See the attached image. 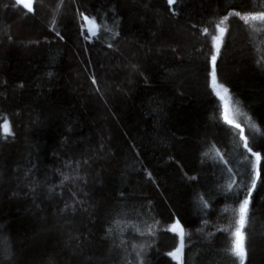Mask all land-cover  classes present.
<instances>
[{"label":"trees","instance_id":"16d2710c","mask_svg":"<svg viewBox=\"0 0 264 264\" xmlns=\"http://www.w3.org/2000/svg\"><path fill=\"white\" fill-rule=\"evenodd\" d=\"M32 3L27 13L15 0H0V123L6 118L13 133L4 137L0 128V264H124V252L104 234L106 220L118 212L155 225L154 237H136L151 242L146 264H177L166 255L179 242L166 230L172 218L185 230L180 264H240L229 251L236 186L227 199L224 193L231 175L250 179L252 158L208 87L212 44L200 30L213 32L229 11H264V0H179L176 16L166 0ZM77 9L111 31L85 39L88 25L81 35ZM54 14L63 39L49 31ZM225 24L217 80L229 89L244 118L236 123L258 151L264 148V32L234 16ZM77 160L88 183L61 185L57 170L72 177ZM65 203L75 211H61ZM243 231L244 264H264L262 180Z\"/></svg>","mask_w":264,"mask_h":264},{"label":"snow or ice","instance_id":"6c2138e0","mask_svg":"<svg viewBox=\"0 0 264 264\" xmlns=\"http://www.w3.org/2000/svg\"><path fill=\"white\" fill-rule=\"evenodd\" d=\"M23 5V8L27 10V13H33V3L32 0H15L14 6ZM167 10L171 12L172 16H176L177 12L173 10V5L179 7V0H166ZM5 7H9V5H5ZM60 5H57V11L59 10ZM229 16L237 17L240 21L243 22L244 25L248 26L252 32H264V11H229L227 15L222 16L217 21L213 22L209 21L210 24H213L214 31L210 32L207 27H204L200 30L201 35H207L211 38L212 44V54L210 57V65L211 68L207 72V77L209 79L208 87L211 88L212 93L216 95V97L222 102L223 107V121L225 124L231 125L232 128L238 130V134L240 137V141L242 142V146L244 151L251 156V174L250 179L245 180L244 175L237 172L235 175L230 176V182L227 184L225 190V198H228V194L232 191L233 186H236L235 191V200L233 203L236 207L233 209L234 211V220H235V227L228 229L232 236V243L229 249L230 253L236 257L240 264H244L245 257L247 255L245 241L246 235L243 231L245 229L246 221L249 217L250 212V204L251 198L253 196V190L257 188V181L262 180L264 181V177H262L261 173L264 171V168L261 167V152H264V148H261L258 151H254L253 147L250 146L248 139L244 135V130L240 126V124L236 123L235 119L229 116V107L226 101L229 99V89L225 87L223 84L218 83L217 80V68H216V60H217V53L220 49V44L222 43L225 33L228 31V27L226 26L225 22L228 21ZM75 19L80 22L81 25V35H84L83 32V23L87 22V33L88 35L85 36V39H89L90 37H97L98 32L103 30L104 32H110L106 25H98L96 21L90 18L88 15H85L83 11H79L75 14ZM193 28L196 27L195 24L192 25ZM49 31L53 32L57 37L63 39L60 32L57 30V16L56 14L53 15ZM9 40L11 37L9 36ZM109 48L112 47L111 44L108 45ZM135 65H132V68L135 70ZM264 68V65H261ZM51 75V73H49ZM92 83L95 84L96 80L93 77ZM233 116L240 115L239 109H232ZM0 128H2L4 137H8L13 135L8 120L5 118L2 123H0ZM207 155V153H205ZM247 158V157H246ZM220 161L223 162V157L220 158ZM73 161L69 159L65 162L64 167H68ZM84 165H88V160H83ZM76 168L74 171L77 172L76 175L70 177L67 173L60 172L59 169L58 174L62 177L60 180V184L63 185L65 181L72 179L73 181H80L82 185H86L87 181V174L85 176H80L78 174V170L81 167V161H75ZM223 171V169L221 170ZM229 174L233 173V169H227ZM27 175V173L25 174ZM237 176H239V183H237ZM148 179L151 180L152 177L148 174ZM188 179L190 181H195L197 179L196 176H189ZM32 183L36 186H39L38 182L36 181L35 177H33ZM155 183V181H153ZM58 186V185H57ZM57 186H52L48 188V192L52 193L53 188ZM80 191L83 193L84 196L88 195V192L85 190L84 187H80ZM75 195V194H74ZM121 197H123V193H121ZM74 203H84V201H74ZM198 203L202 206V209H209L210 201L205 200L204 196H200ZM73 210L72 204L65 203L64 209L65 210ZM87 211V209H85ZM124 215L116 213L113 216H110L104 225V234L105 239L109 240L113 246L118 249H121L124 252L123 261L124 264H146V255L147 249L151 248V242L148 239H144L143 241H137L136 237L141 238H152L156 235V228L154 224L148 223L146 220H134L132 218L125 219ZM139 216V213L136 214ZM158 223V222H156ZM203 223L207 224V220L203 221ZM143 225V226H142ZM131 233L129 236H125V233ZM168 232L173 233L176 237L179 238L178 244L172 251L166 253L167 256L171 257L173 260L177 261V264H180L181 256L184 249V236L185 230L182 226L181 222L178 219H171V223L168 225L167 229ZM210 234V233H209ZM129 241H131L130 248H129ZM129 257H132L129 259ZM11 257L9 255L4 256V260H10Z\"/></svg>","mask_w":264,"mask_h":264},{"label":"rangeland","instance_id":"374dc122","mask_svg":"<svg viewBox=\"0 0 264 264\" xmlns=\"http://www.w3.org/2000/svg\"><path fill=\"white\" fill-rule=\"evenodd\" d=\"M226 103L228 104V107H229V116H230V117L234 118L235 121H236L237 118H239L241 121L244 120L242 114L233 116L232 109H236V108L234 107V105H233V103H232V99H231V97H230V94H229V99L226 101ZM175 261H176V260H175Z\"/></svg>","mask_w":264,"mask_h":264},{"label":"water","instance_id":"95a60500","mask_svg":"<svg viewBox=\"0 0 264 264\" xmlns=\"http://www.w3.org/2000/svg\"><path fill=\"white\" fill-rule=\"evenodd\" d=\"M22 5V4H21Z\"/></svg>","mask_w":264,"mask_h":264}]
</instances>
